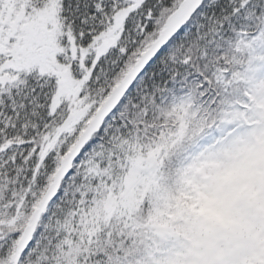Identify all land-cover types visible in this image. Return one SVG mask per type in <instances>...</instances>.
<instances>
[{
	"label": "snow or ice",
	"instance_id": "6c2138e0",
	"mask_svg": "<svg viewBox=\"0 0 264 264\" xmlns=\"http://www.w3.org/2000/svg\"><path fill=\"white\" fill-rule=\"evenodd\" d=\"M0 264H264V0H0Z\"/></svg>",
	"mask_w": 264,
	"mask_h": 264
}]
</instances>
